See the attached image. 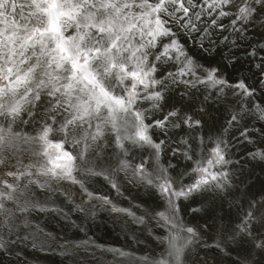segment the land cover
Returning a JSON list of instances; mask_svg holds the SVG:
<instances>
[{"label":"snow or ice","instance_id":"obj_1","mask_svg":"<svg viewBox=\"0 0 264 264\" xmlns=\"http://www.w3.org/2000/svg\"><path fill=\"white\" fill-rule=\"evenodd\" d=\"M5 262L264 264V0H0Z\"/></svg>","mask_w":264,"mask_h":264},{"label":"rangeland","instance_id":"obj_2","mask_svg":"<svg viewBox=\"0 0 264 264\" xmlns=\"http://www.w3.org/2000/svg\"><path fill=\"white\" fill-rule=\"evenodd\" d=\"M49 227L54 228L58 232L60 231V229L56 226L55 222L50 221ZM89 233L95 238H98L105 242H113L116 241L118 237H120L117 225H115L113 220L107 216L91 221ZM64 234L69 237L74 235L72 230H66ZM119 242L123 243V240H119ZM41 264H43V262H41Z\"/></svg>","mask_w":264,"mask_h":264}]
</instances>
